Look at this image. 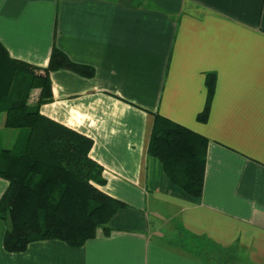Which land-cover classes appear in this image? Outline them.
<instances>
[{
  "label": "crops",
  "instance_id": "0c3cea01",
  "mask_svg": "<svg viewBox=\"0 0 264 264\" xmlns=\"http://www.w3.org/2000/svg\"><path fill=\"white\" fill-rule=\"evenodd\" d=\"M0 42L36 68L54 48L94 68L51 73L41 113L94 141L101 190L128 206L78 249L8 253L0 221V264H264V0H0ZM156 114L209 140L201 199L149 156Z\"/></svg>",
  "mask_w": 264,
  "mask_h": 264
},
{
  "label": "trees",
  "instance_id": "16d2710c",
  "mask_svg": "<svg viewBox=\"0 0 264 264\" xmlns=\"http://www.w3.org/2000/svg\"><path fill=\"white\" fill-rule=\"evenodd\" d=\"M71 71L85 78L94 68L73 62L54 48L46 69L13 59L0 42V123L10 131L0 140V179L9 186L0 198L4 248L24 253L38 242L84 247L128 206L106 193L104 169L90 153L94 141L41 113L54 100L50 74ZM209 100L215 77L208 78ZM210 105L199 116L208 119ZM209 140L155 115L148 154L163 164L171 183L193 199L204 193Z\"/></svg>",
  "mask_w": 264,
  "mask_h": 264
},
{
  "label": "rangeland",
  "instance_id": "374dc122",
  "mask_svg": "<svg viewBox=\"0 0 264 264\" xmlns=\"http://www.w3.org/2000/svg\"><path fill=\"white\" fill-rule=\"evenodd\" d=\"M1 118H2V116H0V120H1ZM8 133H10V131H8V130H6V129H4V127L2 128V126L0 125V140L1 141H5V136H7V134ZM169 229V228H168ZM185 239V240H184ZM180 242L179 243H182V244H189V245H191V244H195V245H198V243L196 242V241H194V240H191V238H188L187 236H185V235H181L180 236ZM204 255H207V254H204ZM229 255H231V254H229V253H227L225 256H226V259H228V258H230L229 257ZM233 256H231V258H232ZM235 257H237V255H235ZM235 259V258H234ZM229 260H231V259H229ZM237 260V264H244L245 262V259H240V258H237L236 259ZM239 260V261H238ZM243 261V262H242Z\"/></svg>",
  "mask_w": 264,
  "mask_h": 264
}]
</instances>
